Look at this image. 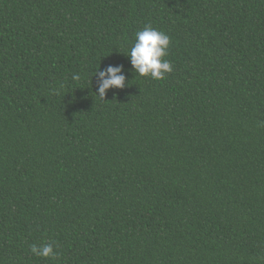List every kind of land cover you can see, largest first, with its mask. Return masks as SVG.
I'll return each mask as SVG.
<instances>
[{"label":"trees","instance_id":"obj_1","mask_svg":"<svg viewBox=\"0 0 264 264\" xmlns=\"http://www.w3.org/2000/svg\"><path fill=\"white\" fill-rule=\"evenodd\" d=\"M0 264H264V0H0Z\"/></svg>","mask_w":264,"mask_h":264},{"label":"clouds","instance_id":"obj_2","mask_svg":"<svg viewBox=\"0 0 264 264\" xmlns=\"http://www.w3.org/2000/svg\"><path fill=\"white\" fill-rule=\"evenodd\" d=\"M170 45V37L163 31L146 25L143 30L135 33V43L126 54L130 57V62L135 73L140 76H149L153 79L160 80L165 77L166 73L173 71L171 62L164 57L167 56ZM122 65H109L105 70H97L95 76L99 77L98 96L102 99L106 92L112 88H124L126 77L123 74ZM80 77L74 75L73 79L78 80ZM31 252L44 258H55L57 253L54 251L52 244H44L42 247L31 246Z\"/></svg>","mask_w":264,"mask_h":264}]
</instances>
